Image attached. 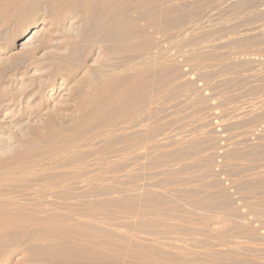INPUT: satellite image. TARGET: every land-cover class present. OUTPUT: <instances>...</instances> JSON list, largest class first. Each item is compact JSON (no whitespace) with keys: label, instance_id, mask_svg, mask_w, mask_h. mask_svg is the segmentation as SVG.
<instances>
[{"label":"rangeland","instance_id":"1","mask_svg":"<svg viewBox=\"0 0 264 264\" xmlns=\"http://www.w3.org/2000/svg\"><path fill=\"white\" fill-rule=\"evenodd\" d=\"M0 264H264V0H0Z\"/></svg>","mask_w":264,"mask_h":264},{"label":"bare ground","instance_id":"2","mask_svg":"<svg viewBox=\"0 0 264 264\" xmlns=\"http://www.w3.org/2000/svg\"><path fill=\"white\" fill-rule=\"evenodd\" d=\"M36 33V32H35ZM34 33V34H35ZM33 34V35H34ZM34 39V38H33ZM28 43H32V30H31V33H29V35L27 36V38H26V40H25V42H24V45H26V44H28ZM29 45V44H28ZM34 46V45H33ZM33 46H31V48L33 47ZM37 47V46H36ZM38 48V47H37ZM33 49V48H32ZM35 51V50H34Z\"/></svg>","mask_w":264,"mask_h":264}]
</instances>
